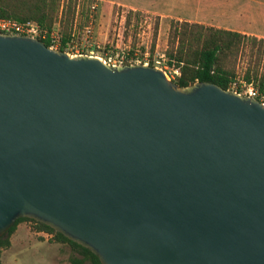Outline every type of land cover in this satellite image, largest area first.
<instances>
[{
    "label": "water",
    "instance_id": "1",
    "mask_svg": "<svg viewBox=\"0 0 264 264\" xmlns=\"http://www.w3.org/2000/svg\"><path fill=\"white\" fill-rule=\"evenodd\" d=\"M20 218L101 264H264V106L0 32V237Z\"/></svg>",
    "mask_w": 264,
    "mask_h": 264
},
{
    "label": "rangeland",
    "instance_id": "2",
    "mask_svg": "<svg viewBox=\"0 0 264 264\" xmlns=\"http://www.w3.org/2000/svg\"><path fill=\"white\" fill-rule=\"evenodd\" d=\"M75 2L71 8L67 7L66 1L62 3L52 27L61 38L64 31L70 33V47L76 46L94 57L124 54L130 59L151 60L156 68L166 71L170 81L176 77L173 67L167 64L165 53L173 42L170 30L173 19L167 21L107 1ZM128 18L130 21L126 23ZM230 66L236 71L234 82L238 84L245 82L243 76L247 70L254 72L258 69V74H263L264 47H243ZM252 83L259 86L255 81ZM11 240L13 246L1 249L0 264H69L70 257L76 255L69 244L57 242L52 235L38 231L29 221L17 225Z\"/></svg>",
    "mask_w": 264,
    "mask_h": 264
},
{
    "label": "trees",
    "instance_id": "3",
    "mask_svg": "<svg viewBox=\"0 0 264 264\" xmlns=\"http://www.w3.org/2000/svg\"><path fill=\"white\" fill-rule=\"evenodd\" d=\"M65 1L68 8H71L75 2V0H0V18L18 22L29 20L36 22L42 30L39 40L49 47L48 35L52 31L58 9ZM129 21L128 18L126 23ZM170 22L173 42L165 53L168 58L167 64L179 69V76L171 79V81L180 87L205 82L215 84L223 90H229L236 78V71L234 67L230 66L232 59H235L245 46L260 47L261 49L264 47V39H256L237 32L201 24L173 20ZM70 40V33L64 31L58 51L66 52ZM127 63L132 64L133 62ZM127 63L124 65H129ZM148 65L157 67L151 60ZM243 80L245 83L255 81L259 83L260 88L264 87V73L259 75L258 69L254 72L247 70ZM23 221L32 222L38 231L52 235L57 242L69 244L76 253L70 257L69 264H101L98 257L89 249L68 240L52 228L28 218L18 219L0 237V252L1 249L11 246L10 237L15 232L17 225Z\"/></svg>",
    "mask_w": 264,
    "mask_h": 264
},
{
    "label": "crops",
    "instance_id": "4",
    "mask_svg": "<svg viewBox=\"0 0 264 264\" xmlns=\"http://www.w3.org/2000/svg\"><path fill=\"white\" fill-rule=\"evenodd\" d=\"M156 15L264 39V0H101ZM168 21V20H167ZM11 246L13 241L11 240Z\"/></svg>",
    "mask_w": 264,
    "mask_h": 264
},
{
    "label": "built area",
    "instance_id": "5",
    "mask_svg": "<svg viewBox=\"0 0 264 264\" xmlns=\"http://www.w3.org/2000/svg\"><path fill=\"white\" fill-rule=\"evenodd\" d=\"M92 9H94V6H92ZM0 32L7 34L25 35L38 40L39 37L42 35V30L40 26L34 21L29 20L24 22H18L16 20L4 19V18H0ZM86 32L89 34L90 30L87 29ZM48 37L50 42L49 48L52 50H58V47L60 46L61 43L60 35H58L56 31L52 30L49 33ZM65 53L71 57L88 55V53L79 50L76 46L70 47V45L67 46V51ZM95 57L99 58L104 64L111 66H122L129 61H132L133 62L132 64L149 66L148 65L149 61L147 59L144 60L130 59L128 56L124 54L117 56H114L112 54H105V56L103 57L102 56L100 57L95 56ZM163 72L166 75V71ZM172 72L174 73L175 76H179V69L173 68ZM230 90L239 95L254 98L264 106V87L260 88L259 86H256L252 82L251 83L243 82V84L240 83L238 84L235 81L231 84Z\"/></svg>",
    "mask_w": 264,
    "mask_h": 264
}]
</instances>
